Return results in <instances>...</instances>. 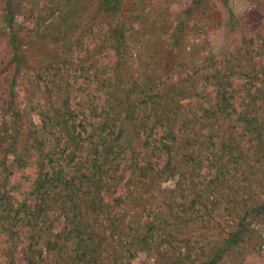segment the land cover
I'll use <instances>...</instances> for the list:
<instances>
[{
	"label": "rangeland",
	"instance_id": "374dc122",
	"mask_svg": "<svg viewBox=\"0 0 264 264\" xmlns=\"http://www.w3.org/2000/svg\"><path fill=\"white\" fill-rule=\"evenodd\" d=\"M104 1L0 0V107L8 101L14 80L16 111L23 115L19 126L24 131L39 128V109L31 107H47L61 98L60 91L49 98L44 88L48 81L52 88L51 79L58 71L63 75L61 83L65 87L70 85L72 107L90 101L103 105L106 97L98 84L113 73L118 61L129 60L128 67L140 75L143 70L137 59L144 54L145 63L159 64L153 67L159 71L157 75L169 78L170 86H163L164 92L171 96L188 92L178 99L186 111L220 105L215 92L217 81L210 77L229 76L222 81L230 80L228 91L233 97L234 112L220 115L222 121L218 124L211 121L206 125L214 126L220 134L227 133L236 150L224 156L227 160L221 163L227 170L224 183H213L217 182V167L214 161H207V157L222 155L219 147L211 149L205 145L195 149L201 164L193 169L182 162L181 152L176 154V171L170 174L175 176L167 175L145 190L151 207L149 220L156 216L158 235L152 249L132 253L126 244L128 237L116 233L104 244L102 260L92 264H201L240 232L237 242L229 244L231 247L217 264H264V141L259 149L252 146L239 120L242 116L261 120L263 116V97L260 95L254 103L256 107L248 104L243 85L247 81L244 75L254 79L257 71L260 76L254 80L250 96L256 95L258 89L264 90V0H121L116 13L110 12ZM10 27L18 30L20 64L13 62ZM114 27H122L127 33L120 46L115 43L119 35L114 34ZM176 40L178 48L174 46ZM153 53L156 55L151 56ZM195 66L204 80L198 82L194 91H188ZM94 90L100 94L98 97ZM4 111L0 109V124L4 118L9 127L15 112L5 115ZM218 139L215 136L216 143ZM1 153L0 145V190ZM9 158L12 159L10 155ZM189 170L197 173L194 182L177 183ZM137 176L135 173L131 183L135 195H139L141 186ZM33 178V166L29 165L14 169L10 183L6 184L21 201L30 191ZM128 184H118L120 196L126 194ZM155 196L156 200L151 198ZM35 201L32 198L30 203ZM145 222L142 218L141 224ZM42 226L37 231L40 243L32 256L28 254L30 231L26 226L18 230L17 249L11 256L7 255L11 244L0 236V264H12V259L15 264H29V256L38 264H79L74 259L71 241L56 250L47 248L49 242L56 241L54 235L64 228L61 215L50 213ZM134 230L140 234L144 229L136 226ZM166 235L170 240L162 243Z\"/></svg>",
	"mask_w": 264,
	"mask_h": 264
},
{
	"label": "trees",
	"instance_id": "16d2710c",
	"mask_svg": "<svg viewBox=\"0 0 264 264\" xmlns=\"http://www.w3.org/2000/svg\"><path fill=\"white\" fill-rule=\"evenodd\" d=\"M120 4L121 0L104 1V6L115 13ZM10 28L13 62L20 64L17 61L21 54L18 30L16 27ZM113 32L116 36L119 35V40L116 38L115 43L120 46L127 39V33L122 27H114ZM178 44L179 41L176 40L175 48H178ZM170 52L174 54V49ZM154 55L156 53L151 56ZM138 57L140 59H137V63L143 70L140 75H136L128 67L129 60L126 63L118 61L113 73L98 84L106 97L103 105L90 101L79 107H72L70 85L65 87L62 84L63 75L56 70L57 76L53 75L54 79H51L52 88L49 81L47 84L45 82L44 88L49 98L57 91H60L61 98L52 101L47 107H31L39 109L40 126L28 131L19 126L23 115L16 111L15 82L12 80L8 101L0 107L1 111L5 110V115L15 112L9 127L4 118L0 124L3 174L0 190V236L7 238L11 244L7 255L11 256L17 249V232L24 226L30 231L28 254L34 255L36 245L40 243L38 230L43 228L42 225L46 224L52 212L61 215L64 228L54 235L56 241L49 242L47 248L56 250L71 241L74 259L79 264L100 262L105 252L104 244L114 238L116 233L128 237L126 244L129 250L132 248V253L133 250L152 249L158 235L154 221L156 216L153 221L149 220L151 207L145 190L148 185L159 183L167 175L175 176L170 174L176 171L174 157L179 152L182 162L193 169L201 164L195 149L205 145L211 149L219 147L222 155L210 159L207 157V161H214V166L217 167V182L213 183H224V173L227 170H224L225 164L221 163H224V156L232 155L236 148L227 133L220 134L214 126L206 124L211 121V124H218L222 121L220 115L234 112L233 97L228 91L230 80L223 82L222 79L226 78L224 76H220V80L216 75L210 77L217 81L215 92L220 105L214 106V109L201 106L197 111H186L178 99L188 92L180 91L179 96L164 92L163 86H170L169 78L157 75L159 71L153 67H158L159 64L153 61L145 63L144 54ZM193 69L195 71L189 80L190 85L186 87L190 88L188 91H194L198 82L204 80L198 68L195 66ZM234 70L231 68V71ZM259 76L257 71L254 79H250L249 74L244 75L247 81L243 90L246 91L248 104L255 107L258 105L254 103L260 95L264 101V90L258 89L256 95L250 96L253 92L252 84ZM228 79L229 76L226 81ZM205 80L208 81L207 78ZM94 92L95 97L100 95L96 90ZM262 109L264 110V104ZM239 120L249 134L251 145L256 149L261 148V142L264 141V111L261 120L244 116ZM207 128L209 133L205 135ZM215 136L219 137V144L216 143ZM9 155L12 159H8ZM164 157L166 159L163 160ZM29 165L33 166L34 178L30 191L20 201L14 197L13 188H8L6 183H10L9 176L14 173V169H25ZM135 173L138 174V183H141L138 187L139 195L134 194V188L131 190ZM196 176L195 170H189L181 177V182L179 179L177 183H183L184 180L194 182ZM124 182L129 183L125 186L128 189L124 196H120L117 186ZM156 196L151 198L156 200ZM32 198L36 200L34 203H30ZM142 218L146 221L143 225ZM136 226L144 230L138 234V230H134ZM240 233L226 240L223 247L201 264H217L230 245L237 242ZM161 236L162 233L159 237ZM169 240L170 236L166 235L161 242ZM31 256L27 257L28 263L38 264ZM11 263L15 264V261L12 259Z\"/></svg>",
	"mask_w": 264,
	"mask_h": 264
}]
</instances>
